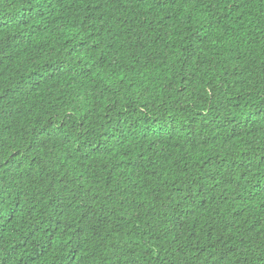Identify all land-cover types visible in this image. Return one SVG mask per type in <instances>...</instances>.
<instances>
[{"label": "trees", "instance_id": "16d2710c", "mask_svg": "<svg viewBox=\"0 0 264 264\" xmlns=\"http://www.w3.org/2000/svg\"><path fill=\"white\" fill-rule=\"evenodd\" d=\"M0 264H264V0H0Z\"/></svg>", "mask_w": 264, "mask_h": 264}]
</instances>
